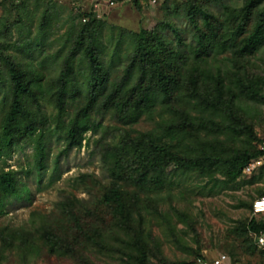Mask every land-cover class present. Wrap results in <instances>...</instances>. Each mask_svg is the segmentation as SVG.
Masks as SVG:
<instances>
[{"label": "rangeland", "instance_id": "rangeland-1", "mask_svg": "<svg viewBox=\"0 0 264 264\" xmlns=\"http://www.w3.org/2000/svg\"><path fill=\"white\" fill-rule=\"evenodd\" d=\"M247 1L191 3L212 14V24L223 33L225 14L242 12ZM258 1L225 51L206 59L188 54L172 97L159 95L149 111L126 124L104 97L90 101L86 47L96 46L106 96L133 87L139 70L133 68L129 77L127 72L140 31L155 29L168 48L188 53L185 43L197 45V36L208 30L199 10L198 26L190 23L189 0H0V125L12 102L10 62L40 78L42 91L29 104L53 127L58 109L50 94L59 89L71 57L70 99L62 119L88 112L112 129L86 132L80 149L60 156L53 183V158L64 142L48 131L44 167L35 165L31 137L0 157V171L17 170L29 188L26 198L10 197L0 212V264H193L222 255L224 264H264V248L248 226L253 216L264 223V215L252 212L254 200L264 197V167L252 172L244 167L235 178L228 172L264 139V42L244 49L264 19V0ZM240 20L231 19L227 31ZM103 136L125 147L139 142L144 153L152 150L150 161L157 152L165 180L140 190L111 177L94 143ZM169 154L177 162L163 165ZM131 155L123 164L128 174H137ZM191 161L202 167L187 166ZM111 189L120 192L123 209L118 200L101 201Z\"/></svg>", "mask_w": 264, "mask_h": 264}, {"label": "trees", "instance_id": "trees-1", "mask_svg": "<svg viewBox=\"0 0 264 264\" xmlns=\"http://www.w3.org/2000/svg\"><path fill=\"white\" fill-rule=\"evenodd\" d=\"M191 9L188 13V19L192 25L196 24L195 11L199 10L200 14L205 17L208 30L204 34L197 36L199 42L197 45H190L185 43V47L188 53L181 52L178 48H168L156 34L155 29L151 31L143 30L136 35L135 50L132 54V61L130 63L127 76L133 68L139 70V76L133 87H129L126 90L116 89L114 94L105 95L106 79L105 72L103 71L101 62L98 58L96 46L91 42L85 49V54L90 67V87L92 91V98L90 101H94L96 97H104L106 102H111L110 106L114 107L119 118L126 124L135 122L139 116L149 111L150 108L156 102L159 95L164 99L171 98L173 91L178 87L179 81L182 75V68L186 64V60L191 54L193 58L206 59L212 53H221L226 50L227 43L233 36L239 34L245 25V20L248 18L251 9L259 4L258 0H248L243 7L242 12L238 14L228 13L225 14L224 20L221 21L220 27L223 29V33H220L218 29H215L210 18L213 17L208 11L201 9L200 7L191 3ZM241 17L240 22L237 24L236 29L227 31L228 24L233 22L232 20H238ZM256 32L246 38L244 49H255L260 43L264 42V19L257 24ZM174 32L179 36L178 28H174ZM207 34V35H205ZM182 40V38L180 39ZM205 52V53H203ZM72 59L67 57L65 61L66 72H63L60 77L59 89L50 96L55 100L56 107L58 109L57 116L55 117V124L53 127L48 125V119L40 114L39 107L31 108L29 104L30 99H36L38 92L42 91L40 78L32 75L25 74V71L21 70L17 63L10 62L8 73L11 80V96L12 102L9 109L0 125V157L9 153L13 147L18 144L22 138L31 137L34 142V160L35 165L39 168L44 167V162L47 157L46 149V131L55 136L57 140L64 142V147L53 158V170L49 177V183H53L60 175L59 162L60 156L67 154L71 149H80L84 144L83 141H87L86 132H90L92 135L99 131L111 132L110 126H103L101 121L91 119L88 112L76 115L74 118H70L67 122H64L62 116L66 111L67 100L70 96L66 94L69 83L68 71L71 66ZM182 70V71H181ZM204 75L209 76L210 73L206 70L203 71ZM127 80V79H126ZM220 82V81H219ZM255 84L250 85L255 88L254 93H258ZM109 106L108 104L106 107ZM187 123H191L186 121ZM204 126V125H202ZM107 137V135H105ZM94 143L97 146V151L101 154L102 161L106 165V169L110 172L111 177H117V179H123L124 181L133 182L140 190L148 188L150 183L155 188L161 185V182L165 180L162 164L157 159V152L152 156L150 161L147 156L152 153L150 150L144 153L145 150L131 143L127 147L124 146L119 140L114 138L107 140L104 136L94 139ZM133 146V147H132ZM132 153V160L134 162L135 170L137 174H128L124 161L129 154ZM260 154L257 148L254 153L247 155L240 162H235L229 168V174L232 178H235L246 164L253 158H256ZM162 160L164 164H171L176 161L171 154L169 156H163ZM160 158V157H159ZM177 162V161H176ZM189 167L201 168L198 162L189 163ZM264 167L262 165L260 168ZM153 171V173H150ZM151 175V176H149ZM29 188L26 185H22L19 178V172L17 170H1L0 171V212H3L8 199L12 196L17 198H26L29 194ZM120 192L116 189H111L108 193H105L101 199L103 203H109L113 200L120 201L119 206L123 209V204L120 200ZM253 212V210H252ZM264 215V214H262ZM75 220H78L75 218ZM79 230L82 231L83 227L76 223ZM249 230L253 231L256 236L264 230V223L257 221V217L253 216L248 223ZM193 264H196L193 263Z\"/></svg>", "mask_w": 264, "mask_h": 264}, {"label": "built area", "instance_id": "built-area-1", "mask_svg": "<svg viewBox=\"0 0 264 264\" xmlns=\"http://www.w3.org/2000/svg\"><path fill=\"white\" fill-rule=\"evenodd\" d=\"M151 4H157L159 0H149ZM258 149L260 151V154L256 157L251 159L245 166L244 170L247 172H252L257 168H260L262 165H264V139H261V141L258 144ZM252 210L254 215H262L264 214V197H259L254 200L252 204ZM256 244L264 248V230L261 231L256 236ZM226 258L225 255H222L220 257H214L211 259H201L199 258L196 261V264H224V259Z\"/></svg>", "mask_w": 264, "mask_h": 264}]
</instances>
